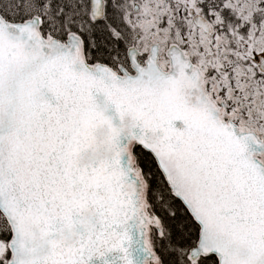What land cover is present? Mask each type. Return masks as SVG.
Returning <instances> with one entry per match:
<instances>
[{
	"label": "water",
	"instance_id": "95a60500",
	"mask_svg": "<svg viewBox=\"0 0 264 264\" xmlns=\"http://www.w3.org/2000/svg\"><path fill=\"white\" fill-rule=\"evenodd\" d=\"M94 20L102 0H92ZM196 27L209 36L200 16ZM40 20L0 16V214L7 264H161L148 184L134 155L150 154L198 226L188 259L264 264V135L225 119L204 74L171 45L119 72L88 64L83 42L43 37ZM263 65V64H262ZM263 67V66H262Z\"/></svg>",
	"mask_w": 264,
	"mask_h": 264
},
{
	"label": "rangeland",
	"instance_id": "374dc122",
	"mask_svg": "<svg viewBox=\"0 0 264 264\" xmlns=\"http://www.w3.org/2000/svg\"><path fill=\"white\" fill-rule=\"evenodd\" d=\"M15 5L16 0H0ZM122 23L135 46L147 54L160 44V66L164 51L175 41L188 50L204 71L209 72L211 96L227 106V115L243 130L264 133V80L255 54L264 49V0H127ZM220 32L207 38L187 18L189 9L203 12ZM134 7L137 10L134 11ZM226 9L225 15L220 10ZM6 246L0 243V261ZM187 253V250L185 251Z\"/></svg>",
	"mask_w": 264,
	"mask_h": 264
},
{
	"label": "trees",
	"instance_id": "16d2710c",
	"mask_svg": "<svg viewBox=\"0 0 264 264\" xmlns=\"http://www.w3.org/2000/svg\"><path fill=\"white\" fill-rule=\"evenodd\" d=\"M50 1H53V5H55V0ZM94 35H97L93 39L99 49L96 56L101 61L106 64H112L110 61L113 58L124 57L125 51L120 40L114 41L104 27L95 28ZM134 153L149 185L148 200L151 210L159 217L164 227V237L162 239H159L156 235L152 238V245L161 263L191 264L187 260L185 251L192 248L195 244L198 233L197 226L181 203L171 196L152 157L139 148H136ZM9 238V228L0 214V242L6 243ZM7 256V254L4 255V258L7 259ZM0 264H5L4 259L0 261ZM197 264H217V261L214 257H207L200 259Z\"/></svg>",
	"mask_w": 264,
	"mask_h": 264
},
{
	"label": "flooded vegetation",
	"instance_id": "af4514ba",
	"mask_svg": "<svg viewBox=\"0 0 264 264\" xmlns=\"http://www.w3.org/2000/svg\"><path fill=\"white\" fill-rule=\"evenodd\" d=\"M91 1L55 0V5H53V1L50 0H20V2L16 1L13 6L10 2L4 5L0 1V14L8 20L14 21L37 17L41 21L40 29L43 35L52 36L61 42H65L68 35L74 33L82 39L88 61L104 63L96 56L99 49L93 39L97 36L94 35L95 28L104 27L114 41L120 40L125 51L128 35L126 33L127 27L122 23V20L126 15L125 4L128 1L102 0L104 5L103 18L98 21L93 18ZM191 10L193 11L191 12ZM189 11L194 14L198 13L193 8ZM186 53H188V50H186ZM118 59L120 58H113L110 62H116Z\"/></svg>",
	"mask_w": 264,
	"mask_h": 264
}]
</instances>
